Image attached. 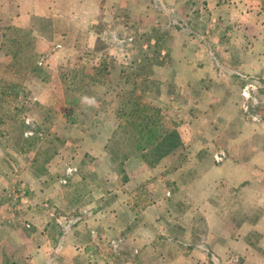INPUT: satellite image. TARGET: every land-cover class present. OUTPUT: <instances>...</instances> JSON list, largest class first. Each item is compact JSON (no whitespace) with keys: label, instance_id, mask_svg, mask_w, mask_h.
<instances>
[{"label":"rangeland","instance_id":"374dc122","mask_svg":"<svg viewBox=\"0 0 264 264\" xmlns=\"http://www.w3.org/2000/svg\"><path fill=\"white\" fill-rule=\"evenodd\" d=\"M50 1L44 19L0 22V264L65 231L81 251L48 255L62 264H218L196 246L218 238L206 172L251 158L264 180V60L248 73V44L218 21L238 0Z\"/></svg>","mask_w":264,"mask_h":264},{"label":"crops","instance_id":"0c3cea01","mask_svg":"<svg viewBox=\"0 0 264 264\" xmlns=\"http://www.w3.org/2000/svg\"><path fill=\"white\" fill-rule=\"evenodd\" d=\"M110 1L118 3L124 0ZM52 2L50 0H0V22H11L17 26L24 27L29 22H35L36 19L40 20L48 17L47 14L51 11ZM7 3L11 7L9 12L4 10ZM236 5V9L232 7V9L228 10L225 8L220 9L219 7L221 6H218V17H220L218 21L223 23V25L230 24L231 28H234L226 36L231 42H246L248 44L249 49L247 50L248 54H250V61L247 63L250 64V68H247L246 71L252 73L254 61L258 59L264 60V7H255L256 2L254 0H238ZM256 11L259 17L251 20V15ZM237 18L240 20L244 18L247 22L243 20V22H236ZM235 29L237 30L236 32ZM245 127L247 130L245 133L241 132L240 138L250 141V139L254 138L252 134L254 133L253 126L250 122H247ZM92 138L95 141V143L92 142L95 147H90L88 155L99 156L103 148L101 138L99 136ZM250 154H255V152L248 149L246 155L251 156ZM127 161H124V164ZM230 161L228 163V160H224L218 166H214L206 172V177L210 176L213 178L210 184L218 177V202L214 200L216 198L214 196L215 187L211 188V185L201 191L198 196L200 200H197V202L200 205V209L202 211L205 210V218L210 220L208 224L209 233L213 231L215 235L218 234V238L216 235L211 244L202 242L196 246L198 251L203 249H215L218 251V264H264V180H257L255 177L256 171L262 172L263 170L256 167L254 160L251 158L240 164L235 159ZM77 171L78 169L76 168V176L79 175ZM225 189L229 191L228 195L222 193ZM235 190H239L241 195L236 199H232L230 193L233 196L232 193ZM235 201L236 203L234 204ZM234 205L242 207V217L236 225L232 226L230 218L235 209ZM158 206L159 204L157 207L156 204H152L151 207H146V210L149 209L151 218L156 216ZM65 234H68V232L65 231L63 233L56 245H36L32 252V258L26 259V263L62 264V260L50 258L48 255L56 252L62 254L64 249H68L67 251L72 255L80 254L81 248L77 244L72 246L73 242H71L70 245L72 247H68V240L73 238H66L64 237ZM186 249L190 251L189 246H186ZM179 260L182 261V264H185V261L190 264V258L180 257ZM205 262L207 264V260ZM65 263L75 264L76 262Z\"/></svg>","mask_w":264,"mask_h":264},{"label":"trees","instance_id":"16d2710c","mask_svg":"<svg viewBox=\"0 0 264 264\" xmlns=\"http://www.w3.org/2000/svg\"><path fill=\"white\" fill-rule=\"evenodd\" d=\"M150 129H151V128H150ZM152 130H153V129H152ZM147 131L150 132L151 130L148 129ZM151 139H152V137H151Z\"/></svg>","mask_w":264,"mask_h":264},{"label":"clouds","instance_id":"9594fccd","mask_svg":"<svg viewBox=\"0 0 264 264\" xmlns=\"http://www.w3.org/2000/svg\"><path fill=\"white\" fill-rule=\"evenodd\" d=\"M85 99H88L87 97Z\"/></svg>","mask_w":264,"mask_h":264}]
</instances>
